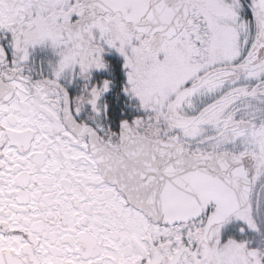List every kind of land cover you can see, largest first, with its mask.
<instances>
[{
  "label": "snow or ice",
  "instance_id": "1",
  "mask_svg": "<svg viewBox=\"0 0 264 264\" xmlns=\"http://www.w3.org/2000/svg\"><path fill=\"white\" fill-rule=\"evenodd\" d=\"M0 264H264V0H0Z\"/></svg>",
  "mask_w": 264,
  "mask_h": 264
}]
</instances>
